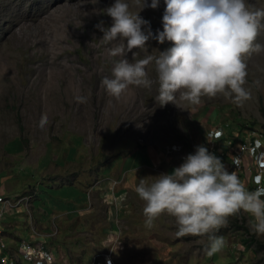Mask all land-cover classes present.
Returning <instances> with one entry per match:
<instances>
[{"label":"rangeland","instance_id":"374dc122","mask_svg":"<svg viewBox=\"0 0 264 264\" xmlns=\"http://www.w3.org/2000/svg\"><path fill=\"white\" fill-rule=\"evenodd\" d=\"M249 2L264 7V0ZM113 3L0 0V194L10 200L32 196L30 214L23 207L5 214L7 232L17 224L29 238L31 223L50 234L59 227L60 238L52 241L58 252L66 234L56 216L92 204L97 219L87 227L104 251L117 249L120 264H264V235L251 230L247 213L229 218L216 233L224 237V247L208 256L207 237H177L172 216L161 215L147 229L145 202L134 191L139 179L171 173L196 146H207L208 135L221 125H229L233 136L264 130V54L248 60L252 98L243 106L223 96L204 97L195 107L179 100L178 106H160L155 83L151 89L130 87L116 100L101 80L111 76L118 58L107 54L96 27L101 21L111 26L105 9ZM165 7L160 0L158 8L140 13L154 33L163 30ZM171 46L148 41L149 52ZM133 51L137 58L146 54ZM150 76L155 80L154 70ZM76 96L87 102L78 103ZM42 115L49 120L44 131L38 128ZM174 146L182 147L180 152H173ZM102 182H110L108 198L92 188Z\"/></svg>","mask_w":264,"mask_h":264},{"label":"clouds","instance_id":"9594fccd","mask_svg":"<svg viewBox=\"0 0 264 264\" xmlns=\"http://www.w3.org/2000/svg\"><path fill=\"white\" fill-rule=\"evenodd\" d=\"M164 4L163 30L155 33L140 13L158 8L160 0H114L105 9L112 23L96 25L103 33L99 41L107 46L110 57L118 58L113 61L111 76L101 80L105 91L120 100L130 87L151 89L155 83V100L160 106H178L179 100L195 107L202 98L217 96L236 106L248 102L252 98L248 60L264 54V40L260 39L264 7L249 0H164ZM149 40L169 41L172 46L149 52ZM134 49L146 54L137 58ZM152 70L155 80L150 76ZM254 83L259 86L261 81ZM75 99L87 102L86 96ZM48 124V117L42 115L39 130L44 131ZM255 183V190H249L237 171L229 172L218 156L198 145L171 173L141 178L134 191L145 202L147 229L161 215L172 216L175 235L207 237L206 254L212 256L225 245L224 237L216 233L241 212L249 215L251 230L264 235V166Z\"/></svg>","mask_w":264,"mask_h":264},{"label":"built area","instance_id":"2783aa9c","mask_svg":"<svg viewBox=\"0 0 264 264\" xmlns=\"http://www.w3.org/2000/svg\"><path fill=\"white\" fill-rule=\"evenodd\" d=\"M207 139L209 152L214 153L221 160L225 156L230 157L231 172L237 171L238 177L246 176L248 173L253 174L255 190L257 187L255 178L264 166V130H249L229 137L221 125L212 130ZM181 148L174 146L172 151L180 152ZM31 199L32 196L29 195L20 196L15 200L0 196V264H62V261L49 250L47 243V239L56 237L59 231L48 235L32 227L30 238L20 241L17 247H11L7 241V230L3 224V217L6 214L5 207L12 210L23 207L30 214ZM109 260H111V264H116L112 251L94 255L89 264H108Z\"/></svg>","mask_w":264,"mask_h":264},{"label":"crops","instance_id":"0c3cea01","mask_svg":"<svg viewBox=\"0 0 264 264\" xmlns=\"http://www.w3.org/2000/svg\"><path fill=\"white\" fill-rule=\"evenodd\" d=\"M226 153H227V151H226ZM135 159H136V157H135ZM133 160L134 159L132 158L131 163L133 162ZM127 162H129V161H127ZM222 162L225 164L228 171L231 172V165H230L231 159H230V157L225 156L222 159ZM145 167H149V166L144 165L142 168H145ZM239 178L246 184V186L249 188V190H254L253 174L248 173L246 176H244V175L239 176ZM80 180H82V179H80ZM109 183L110 182H102V183H100V186H98V187L93 186L92 188H93V190L98 188V190L106 191L105 192L107 195L106 197L108 198V196H110L109 192L107 190V186L108 187L110 186ZM115 183L119 184L117 182V180H115ZM127 183L130 184V181H128ZM0 196H3L6 198V196L3 194H0ZM102 199H104V198H102ZM112 205L113 204H111V207H113ZM30 207H31V205H30ZM5 210H6V214H10V215H12L13 213L16 214V210H12L9 207H5ZM85 212H86V214L84 215ZM88 212H90L92 214L88 215ZM110 214H111V216H110ZM110 214H109V220H111L112 215H113L112 212ZM81 217H82V219H81ZM96 219H97L96 218V208L92 204L88 207L81 208L78 212H77V210H75L74 212H70V211L62 212L61 214H58L56 216L55 222L57 221V225H59L65 229L64 231H65L66 235H63L65 238L62 240V245L59 248H57L58 252H55L57 250H54L53 247L55 246L54 243L56 241H58V239L60 238L59 235L62 232V230L59 227H57L58 231H59L58 235L56 237H52V238L49 237L47 239V243H48L49 250H51V252L54 253L62 261V264H84V262L87 258H89L91 261L93 256L98 254V253L110 252V251H104V249H102L103 248V242L99 240L100 239L99 237H97L96 235H93V233L91 231H89V226L87 227V225H89L90 222H92V225H93V223L96 222ZM28 222H29V220H28ZM28 222H26V224ZM9 227H11L13 230L11 233L7 232V236H8L7 241L9 242L11 247H17V244L20 241L28 240L30 238L32 227H35L36 229H38V224H37V222H35L34 224L31 223V225H30L31 229H30V231L28 230L29 238L28 237L27 238L22 237V235L19 232L20 229L18 228L17 224H10ZM40 232L44 233V234H48V235L50 234V233H46L44 231H40ZM85 238H87V239L85 240ZM52 241H54V243H52ZM99 248L101 250H98ZM115 250H117V249L113 248L111 250L113 252V254H114ZM114 259H115L116 264H120V260H122L117 255L115 256Z\"/></svg>","mask_w":264,"mask_h":264},{"label":"trees","instance_id":"16d2710c","mask_svg":"<svg viewBox=\"0 0 264 264\" xmlns=\"http://www.w3.org/2000/svg\"><path fill=\"white\" fill-rule=\"evenodd\" d=\"M223 127H226L227 128V134H228V136L229 137H232L233 135H232V131H231L230 126L229 125H223Z\"/></svg>","mask_w":264,"mask_h":264}]
</instances>
